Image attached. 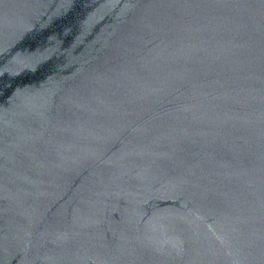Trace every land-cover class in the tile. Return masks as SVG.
<instances>
[{
	"label": "water",
	"instance_id": "obj_1",
	"mask_svg": "<svg viewBox=\"0 0 264 264\" xmlns=\"http://www.w3.org/2000/svg\"><path fill=\"white\" fill-rule=\"evenodd\" d=\"M0 264H264V0H0Z\"/></svg>",
	"mask_w": 264,
	"mask_h": 264
}]
</instances>
